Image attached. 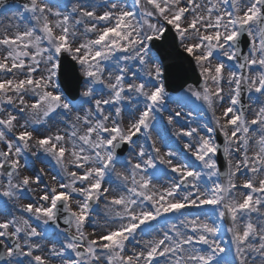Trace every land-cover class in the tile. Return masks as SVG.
Returning <instances> with one entry per match:
<instances>
[{"label": "snow or ice", "instance_id": "snow-or-ice-1", "mask_svg": "<svg viewBox=\"0 0 264 264\" xmlns=\"http://www.w3.org/2000/svg\"><path fill=\"white\" fill-rule=\"evenodd\" d=\"M69 3L0 30V264H264V0Z\"/></svg>", "mask_w": 264, "mask_h": 264}, {"label": "water", "instance_id": "water-1", "mask_svg": "<svg viewBox=\"0 0 264 264\" xmlns=\"http://www.w3.org/2000/svg\"><path fill=\"white\" fill-rule=\"evenodd\" d=\"M18 3H14V5H17ZM22 5V4H20ZM246 51V49H245ZM174 56L171 57L167 63L170 64L167 70V75H168V81L167 85L170 89H175L178 87V82L175 79V74L177 70H181L183 76L185 78H191L189 80V83H196V81L199 79V75L196 73L195 67L193 65V62L190 63V58L184 54L183 52L179 51L178 48L174 49L173 52ZM65 61V67H67L68 64L72 63L70 60L66 59L65 57L63 58ZM78 81V74L77 72L74 73V82L71 87L66 86V90L68 94L71 96L73 94V98H76L78 95V87L76 86V82ZM245 96L242 97V103L244 104L245 101ZM219 137V136H218ZM219 143H223V140H219ZM125 150V149H124ZM219 156V163L221 164V170H224V157L223 153H218Z\"/></svg>", "mask_w": 264, "mask_h": 264}, {"label": "rangeland", "instance_id": "rangeland-1", "mask_svg": "<svg viewBox=\"0 0 264 264\" xmlns=\"http://www.w3.org/2000/svg\"><path fill=\"white\" fill-rule=\"evenodd\" d=\"M64 2L65 3H69V0H64ZM129 3H131V0H129ZM69 6H70V3H69ZM15 11H17V10H15ZM14 12H8L7 14H4V15L0 16V30H3L9 24L15 25L17 23L16 20L11 19ZM78 70H79V68H78ZM0 78H2V77H0ZM248 105H251L253 107H258V105H253L252 104V100H250V99H248ZM170 107H172L174 109L177 108V106L175 104H171ZM177 110H179V109H177ZM183 111H188V109H184ZM168 114L169 113H167V112L164 113L165 116H167ZM217 114L218 115L220 114L219 110H218ZM193 115H195V113H193ZM204 115H205V118L206 119L210 116V114H204ZM56 126L63 128V125H56ZM193 126H195V125H193ZM177 127H179V125H177ZM183 142L184 141H180V146H182ZM41 167L45 168V171L47 173V175H45L43 177V182L44 183H49V184L52 183L51 177L53 175H56V171L52 168V166L45 165L44 163H42L41 160H36L35 161V169L38 170ZM120 167H121L120 165H117V168L118 169ZM57 178L59 179V177H57ZM40 187H43V184H41ZM38 194H39L38 190H37V192H34V193H24L23 196H22V199H21V203H27V202H29L28 197L30 195H38ZM103 212H104V205H103V203H101L100 206H99V208L96 210V213H94V215L99 218V222L100 223H103L104 222L103 221ZM86 230L89 231V232L92 231L91 228H88ZM226 238H227V236H226ZM45 243H47V241H45ZM129 247H131V245H129Z\"/></svg>", "mask_w": 264, "mask_h": 264}]
</instances>
